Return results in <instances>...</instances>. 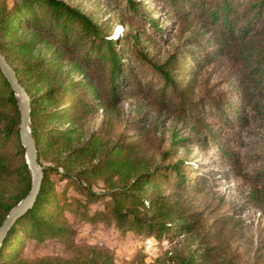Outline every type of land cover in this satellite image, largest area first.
Masks as SVG:
<instances>
[{
	"label": "trees",
	"instance_id": "16d2710c",
	"mask_svg": "<svg viewBox=\"0 0 264 264\" xmlns=\"http://www.w3.org/2000/svg\"><path fill=\"white\" fill-rule=\"evenodd\" d=\"M159 1L169 27L146 13L140 0H125L133 21L141 26L111 36L102 23L63 0H0V50L30 97L31 134L43 167L37 199L7 233L0 264H75L59 259L27 262L17 254L27 237L43 241L64 235L60 220L69 207L84 220H112L121 231L158 239L173 241L192 231L188 217L168 204L162 185L174 179L177 185L197 189L205 177L196 175L190 181L180 163L149 167L130 161L125 143H109L100 130L84 129L100 108L114 110L123 100L141 97L153 109L166 110L191 126L195 134L184 141L211 148L240 172L236 148L243 144L240 129L249 123L245 108L250 92L235 79L225 90L203 87L197 93V75L239 52L247 84L264 90V0ZM173 29L187 35L159 62L150 53V42L164 39ZM18 123L17 98L0 71V224L31 186ZM136 126L142 127L140 120ZM180 141L174 139L172 145ZM97 178L109 187L110 199L105 211L90 213L89 206L101 197L90 185ZM254 191L264 208V190ZM197 249L171 254L169 260L204 264L206 247Z\"/></svg>",
	"mask_w": 264,
	"mask_h": 264
},
{
	"label": "rangeland",
	"instance_id": "374dc122",
	"mask_svg": "<svg viewBox=\"0 0 264 264\" xmlns=\"http://www.w3.org/2000/svg\"><path fill=\"white\" fill-rule=\"evenodd\" d=\"M63 1L102 23L111 36H121L141 26L133 21L125 0ZM140 1L146 13L159 20L160 26H170L159 0ZM145 32L149 34L150 30ZM186 35L177 29L168 31L164 39L158 37L150 42V53L161 62ZM261 43L264 44V39ZM245 73V63L235 52L231 59L207 65L197 75V93L203 87L225 90L235 79H240L250 92L245 108L249 123L240 129L243 144L236 148L239 173L211 148L203 149L184 141L183 138L195 134L191 126L166 110L153 109L141 97L123 100L114 110L100 108L85 122V130H100L109 143L117 139L125 143L123 150L130 161H140L149 167L180 163L190 181L196 175L205 177L204 186L197 189L177 185L174 179L162 185L168 204L193 224L190 233L180 234L173 241L158 239L145 233L121 231L112 220H84L81 213L69 207L64 209L65 219H57L67 230L64 235L43 241L27 237L17 249L18 257L27 262L59 259L79 264L86 259L106 258L110 264H175L169 260L171 254L184 255L189 250L202 251L206 247L208 256L204 264H264V208L253 193L264 190V175L260 176L264 173V90L259 85L247 84ZM137 120L141 121V128L136 126ZM174 139L181 141L173 146ZM42 162L48 165L47 161ZM90 185L101 197L89 206V212L105 211L109 187L98 178ZM68 192L73 193L72 189Z\"/></svg>",
	"mask_w": 264,
	"mask_h": 264
},
{
	"label": "water",
	"instance_id": "95a60500",
	"mask_svg": "<svg viewBox=\"0 0 264 264\" xmlns=\"http://www.w3.org/2000/svg\"><path fill=\"white\" fill-rule=\"evenodd\" d=\"M0 71L8 81L14 95L17 98L19 111L18 136L20 143L24 148V157L31 175V186L28 193L9 210L2 223L0 224L1 247L4 239L7 236V233L9 232L15 221L33 207L40 191L43 179V169L39 163L36 144L31 134L30 97L25 88L19 82L16 72L9 65L1 50Z\"/></svg>",
	"mask_w": 264,
	"mask_h": 264
}]
</instances>
